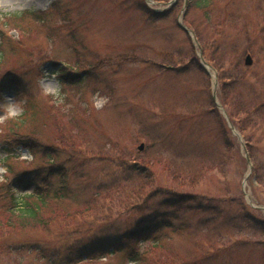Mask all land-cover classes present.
Wrapping results in <instances>:
<instances>
[{"label":"rangeland","instance_id":"rangeland-1","mask_svg":"<svg viewBox=\"0 0 264 264\" xmlns=\"http://www.w3.org/2000/svg\"><path fill=\"white\" fill-rule=\"evenodd\" d=\"M210 1L209 22L204 12L189 10L191 0L0 3V142L30 108L36 120H26L23 130L50 143L86 142L94 151L90 165L102 157L119 161L105 171L109 188L129 173L122 170L125 161L145 167L153 182L130 196L136 199L126 202L119 231L135 223L142 207L150 214L170 199L193 195L179 215L183 220L161 229L155 245L139 247L148 259L172 253L175 264H186L184 258L264 264V0ZM154 13L164 16L155 20ZM182 15L195 38L178 25ZM213 23L221 24L218 34ZM199 50L210 75L196 63ZM230 62L239 66L242 81H225L238 76ZM91 68L82 85L61 79L67 70ZM249 104L262 108L246 120L242 107ZM229 123L246 144L249 164ZM5 156L0 149V159ZM15 156L1 162L0 182L41 163L24 148ZM33 189L29 183L16 195ZM91 225L87 236L106 230ZM81 264L127 262L114 255Z\"/></svg>","mask_w":264,"mask_h":264},{"label":"trees","instance_id":"trees-1","mask_svg":"<svg viewBox=\"0 0 264 264\" xmlns=\"http://www.w3.org/2000/svg\"><path fill=\"white\" fill-rule=\"evenodd\" d=\"M210 8V0H191L189 5V10L204 12L208 22L212 18L208 12ZM154 14L155 20H161L164 16ZM220 26L221 24L216 23L211 25L216 34L221 30ZM3 52L0 49V54ZM230 63L229 68L236 71L238 76H227L225 81L233 84L242 81L239 66ZM218 68L222 69V66ZM93 70H67L61 74V79L72 80L74 86L82 85ZM219 78H224V74L220 73ZM2 84L4 83L0 82V87ZM226 85L223 83L224 90ZM242 108L246 120H249L262 106L249 104ZM28 111L30 108L23 111V118L12 126L8 135L0 142V149L6 155L0 162L18 158L15 156L16 151L24 148L41 163L15 173L11 182L7 179L0 182V263L37 264L34 262L37 261L45 264H81L122 255L127 264H175L174 259L177 257L172 253L152 260L146 258L139 247L147 242L155 245V236L161 229H172L178 220H183L179 215L187 213L193 195L186 192L179 196L180 199H170V205L155 206L150 214L148 209L142 207L139 211L143 213L135 223L125 231H119L120 227L116 224L127 213L126 202L136 199L130 196H139L153 182L149 171L125 161V166H121L122 170H127L131 175L128 177L129 173L124 174L126 177L123 182L116 180L112 188H109L104 181V174L106 169L116 166L119 162L117 159L102 157V160H95L90 165V156L94 151L88 149L86 142L73 144L58 139L50 143L42 140L35 131L23 130L26 120H36L35 114L31 113L30 116ZM28 116L30 119L25 118ZM94 165H100L98 171H95ZM183 175L186 174L181 176ZM97 182L100 184L97 185ZM29 183L34 186L30 194L16 195L17 191H22ZM118 193L122 195L116 198ZM95 223L106 230L97 236H87L93 230L91 224ZM184 259L186 264L200 262L199 258L190 261L188 258Z\"/></svg>","mask_w":264,"mask_h":264},{"label":"bare ground","instance_id":"bare-ground-1","mask_svg":"<svg viewBox=\"0 0 264 264\" xmlns=\"http://www.w3.org/2000/svg\"><path fill=\"white\" fill-rule=\"evenodd\" d=\"M47 0H0V3L4 6L9 5H24V6H30V5H36L38 3H45Z\"/></svg>","mask_w":264,"mask_h":264},{"label":"water","instance_id":"water-1","mask_svg":"<svg viewBox=\"0 0 264 264\" xmlns=\"http://www.w3.org/2000/svg\"><path fill=\"white\" fill-rule=\"evenodd\" d=\"M181 17H183V16H181ZM179 26L187 33V34H191L192 36H193V34L191 33V31L187 28V27H185L183 24H181V23H179ZM252 64V59H251V56L250 55H247L246 57H245V65L246 66H249V65H251ZM215 87H216V82H214V89H215ZM213 100L215 101V92H213ZM216 103V102H215ZM218 107H219V105L218 104H216ZM241 141V143H242V140H240ZM242 147L244 148V145H243V143H242ZM143 148V145H140L139 147H138V150H141ZM244 150H245V148H244ZM246 153V152H245ZM246 159H247V162L249 163V159L246 157Z\"/></svg>","mask_w":264,"mask_h":264}]
</instances>
